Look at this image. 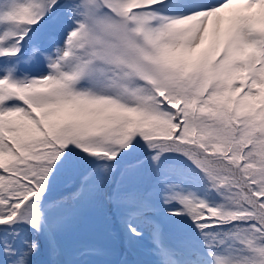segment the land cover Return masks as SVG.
<instances>
[{
  "label": "snow or ice",
  "instance_id": "snow-or-ice-1",
  "mask_svg": "<svg viewBox=\"0 0 264 264\" xmlns=\"http://www.w3.org/2000/svg\"><path fill=\"white\" fill-rule=\"evenodd\" d=\"M98 215L264 264V0H0V264H100L38 260Z\"/></svg>",
  "mask_w": 264,
  "mask_h": 264
},
{
  "label": "rangeland",
  "instance_id": "rangeland-1",
  "mask_svg": "<svg viewBox=\"0 0 264 264\" xmlns=\"http://www.w3.org/2000/svg\"><path fill=\"white\" fill-rule=\"evenodd\" d=\"M58 239L62 254L51 257L42 249V257L38 260L79 259L77 253L83 248H91L94 252L92 258L100 264H132L140 258L138 251L131 249L122 239L118 225L99 215L87 227L65 232ZM147 245L146 241L144 247L147 248Z\"/></svg>",
  "mask_w": 264,
  "mask_h": 264
},
{
  "label": "trees",
  "instance_id": "trees-1",
  "mask_svg": "<svg viewBox=\"0 0 264 264\" xmlns=\"http://www.w3.org/2000/svg\"><path fill=\"white\" fill-rule=\"evenodd\" d=\"M42 253H43V251H42ZM42 253H41V255L39 257H42ZM39 257H38V259H39Z\"/></svg>",
  "mask_w": 264,
  "mask_h": 264
}]
</instances>
